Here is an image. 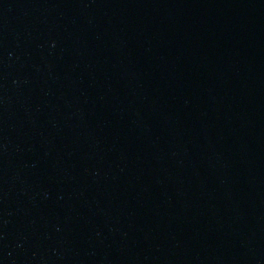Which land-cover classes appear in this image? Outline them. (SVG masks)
I'll return each mask as SVG.
<instances>
[{
	"label": "water",
	"instance_id": "95a60500",
	"mask_svg": "<svg viewBox=\"0 0 264 264\" xmlns=\"http://www.w3.org/2000/svg\"><path fill=\"white\" fill-rule=\"evenodd\" d=\"M0 264H264V0H0Z\"/></svg>",
	"mask_w": 264,
	"mask_h": 264
}]
</instances>
